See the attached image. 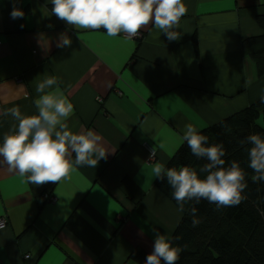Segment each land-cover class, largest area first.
I'll list each match as a JSON object with an SVG mask.
<instances>
[{
    "label": "crops",
    "instance_id": "crops-1",
    "mask_svg": "<svg viewBox=\"0 0 264 264\" xmlns=\"http://www.w3.org/2000/svg\"><path fill=\"white\" fill-rule=\"evenodd\" d=\"M183 3L180 39L169 42L154 25L133 40L108 37L59 20L51 0H0V113L37 114L36 86L55 76L74 106L69 130H93L108 152L40 186L0 158V264H123L135 247L151 253L144 231L169 235L180 213L153 187V165L166 164L187 124L199 131L264 92L240 45L259 34L264 0ZM14 6L23 18L10 17ZM61 33L70 48L56 46ZM17 124L0 115V143Z\"/></svg>",
    "mask_w": 264,
    "mask_h": 264
},
{
    "label": "clouds",
    "instance_id": "clouds-1",
    "mask_svg": "<svg viewBox=\"0 0 264 264\" xmlns=\"http://www.w3.org/2000/svg\"><path fill=\"white\" fill-rule=\"evenodd\" d=\"M13 2L15 5L16 0ZM51 5L52 14L74 29H104L108 37L123 33L128 40L139 38L141 30L149 25H154L169 42L179 40L180 20L187 13L183 0H51ZM23 16V11L15 6L10 12L13 20ZM71 45L72 39L61 33L56 46L64 49ZM36 92L41 94L34 101L37 114L22 115L18 106L0 113L18 121L0 143V158L9 172L17 174L25 183L57 184L78 167L95 168L100 159H106L108 152L100 146L101 138L97 133L86 130L77 134L69 130L66 121L73 114L74 106L59 87L57 77H46L37 84ZM222 127L231 131L227 125L222 124ZM181 139L193 156L207 163L198 172L191 166L166 168L156 162L152 172L156 179L164 181L166 178L178 210L189 211L195 227L201 223L195 205L202 200L221 208L238 206L246 199L243 194L247 188L246 172L238 161L226 162L223 144H209V137L191 123L185 126ZM240 143L249 145L248 167L254 173L252 181L264 182V135L249 134ZM186 204H191L190 209L185 208ZM151 231L154 243L144 264H176L183 249L174 246L173 239L179 237L171 238L156 228Z\"/></svg>",
    "mask_w": 264,
    "mask_h": 264
},
{
    "label": "trees",
    "instance_id": "trees-1",
    "mask_svg": "<svg viewBox=\"0 0 264 264\" xmlns=\"http://www.w3.org/2000/svg\"><path fill=\"white\" fill-rule=\"evenodd\" d=\"M254 20L260 29L259 34L242 38L240 45L243 54L254 62L258 78L264 80V13H256ZM193 41L195 44L194 38ZM222 124L230 127L231 131H225ZM199 131L209 137V144H223L226 162L235 160L240 163L246 172L247 188L243 193L246 199L238 206L221 208L202 200L195 205L201 223L193 227L189 211L178 210L166 178L164 181L154 178L153 187L180 213L168 235L179 237L173 239V245L183 249L176 264H264V182L252 181L254 173L248 167L249 145L240 143L249 134L264 135V92L245 107ZM205 163V159L193 156L187 143L183 142L167 160L165 167L186 165L199 172ZM190 206L186 204L185 208L190 209ZM148 254L143 248L135 247L123 264H144Z\"/></svg>",
    "mask_w": 264,
    "mask_h": 264
},
{
    "label": "rangeland",
    "instance_id": "rangeland-1",
    "mask_svg": "<svg viewBox=\"0 0 264 264\" xmlns=\"http://www.w3.org/2000/svg\"><path fill=\"white\" fill-rule=\"evenodd\" d=\"M248 63L251 64V69H252V67H253V69H255V66H254L255 64L249 62V60H248ZM247 70H248V71H246V72H248V74H249V72H250V67H248ZM251 78H252V77H251ZM224 117H225V116H224ZM222 118H223V117H222ZM220 119H221V118H220ZM144 233H145L146 237L149 239V241H150V243H151V245H152V247H153L154 238H155L154 233H149V232H147V231H144Z\"/></svg>",
    "mask_w": 264,
    "mask_h": 264
},
{
    "label": "built area",
    "instance_id": "built-area-1",
    "mask_svg": "<svg viewBox=\"0 0 264 264\" xmlns=\"http://www.w3.org/2000/svg\"><path fill=\"white\" fill-rule=\"evenodd\" d=\"M98 100H100V98H98ZM149 149H150V153H151V157H152L153 156V150H152L151 147ZM46 199H48V198H46ZM5 224H6L5 218L4 217H0V228L4 227ZM25 257L28 258V255H25Z\"/></svg>",
    "mask_w": 264,
    "mask_h": 264
}]
</instances>
